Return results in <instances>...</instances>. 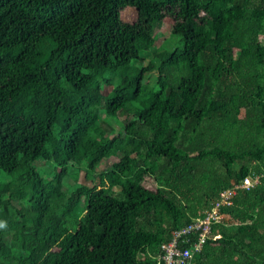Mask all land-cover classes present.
<instances>
[{
    "label": "trees",
    "instance_id": "1",
    "mask_svg": "<svg viewBox=\"0 0 264 264\" xmlns=\"http://www.w3.org/2000/svg\"><path fill=\"white\" fill-rule=\"evenodd\" d=\"M167 15L184 37L153 49ZM260 35L264 0H0V264H161L246 176L195 262L264 264Z\"/></svg>",
    "mask_w": 264,
    "mask_h": 264
},
{
    "label": "built area",
    "instance_id": "2",
    "mask_svg": "<svg viewBox=\"0 0 264 264\" xmlns=\"http://www.w3.org/2000/svg\"><path fill=\"white\" fill-rule=\"evenodd\" d=\"M258 182V177L246 176L240 182L222 189L212 201L211 207L189 223L172 230L168 240L159 247L157 259L161 264H196V256L202 251L204 243L217 239L219 233H213V225L224 223L227 213L222 208L232 204L238 189H250Z\"/></svg>",
    "mask_w": 264,
    "mask_h": 264
},
{
    "label": "rangeland",
    "instance_id": "3",
    "mask_svg": "<svg viewBox=\"0 0 264 264\" xmlns=\"http://www.w3.org/2000/svg\"><path fill=\"white\" fill-rule=\"evenodd\" d=\"M135 15H136L135 10L132 8H128L121 12L122 18L127 21L133 20L135 18ZM153 34L155 35V42L153 49L164 48L170 50L174 47L177 39L180 38L179 36L184 37L182 30L173 23V19L170 15H167L163 19L162 23L153 29ZM259 38L264 39V35H260ZM233 47H234V54L236 56L238 54V51L242 49V45L238 43H234ZM148 57L149 56L144 55L145 62L148 61L147 60L149 59ZM156 74H157L156 70L150 71L149 73L146 74L145 80L152 81L153 77ZM109 89H110L109 86H105L102 92L107 93ZM225 118L228 119L229 115H227V117ZM118 127L119 126L117 125L116 130L118 129ZM39 165H40L39 166L40 170L43 171V173H45L48 169H50V166L47 163H39ZM97 178H98V174H95L93 177H91V181H88L85 178L84 171H80L77 179L72 180L71 178L66 177L65 180L67 181V184L70 186V188H72L79 183L97 182ZM143 185L149 189H154L155 181L153 180L152 177L147 176V178L143 180ZM202 210H205V208H203ZM224 223H230L233 224L234 226L238 225V223H236V221L232 219L228 214L226 215V220ZM217 232L218 231L216 230L213 231L214 234H216ZM3 241L5 244L8 245L10 242V237L4 238Z\"/></svg>",
    "mask_w": 264,
    "mask_h": 264
}]
</instances>
